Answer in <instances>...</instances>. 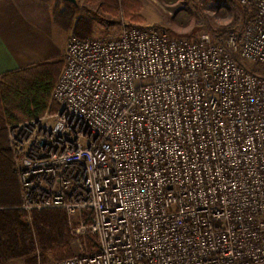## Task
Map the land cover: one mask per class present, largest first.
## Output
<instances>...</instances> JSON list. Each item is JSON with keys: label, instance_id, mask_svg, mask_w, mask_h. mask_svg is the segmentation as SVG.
<instances>
[{"label": "built area", "instance_id": "2783aa9c", "mask_svg": "<svg viewBox=\"0 0 264 264\" xmlns=\"http://www.w3.org/2000/svg\"><path fill=\"white\" fill-rule=\"evenodd\" d=\"M236 1L255 14L221 38L69 39L57 111L8 142L20 208L79 215L96 246L36 264H264V0Z\"/></svg>", "mask_w": 264, "mask_h": 264}, {"label": "trees", "instance_id": "16d2710c", "mask_svg": "<svg viewBox=\"0 0 264 264\" xmlns=\"http://www.w3.org/2000/svg\"><path fill=\"white\" fill-rule=\"evenodd\" d=\"M85 1L100 5L101 13L113 18L119 14V6L122 5L127 16L135 14L136 22L143 21L138 15V6L131 5L129 0ZM254 14V8L247 12V23ZM53 20L57 27L73 30L76 37L94 34L93 22L86 18L76 20L72 9H62L57 5ZM106 23L108 27L117 24L110 20ZM63 67L64 60L45 61L0 75V264L18 260L36 264L37 251L42 262L74 256L72 246L76 236L73 230L78 223L73 222L65 210L47 209L29 216L20 208V186L14 172L7 131L9 126L57 111L58 105L52 94Z\"/></svg>", "mask_w": 264, "mask_h": 264}, {"label": "rangeland", "instance_id": "374dc122", "mask_svg": "<svg viewBox=\"0 0 264 264\" xmlns=\"http://www.w3.org/2000/svg\"><path fill=\"white\" fill-rule=\"evenodd\" d=\"M123 1V0H121ZM130 4L138 6L139 16L143 21L136 22V15L127 16L122 5L119 6V14L113 18L110 15L102 14L100 5L88 4L85 0H77L73 4L63 0H51L52 13L56 6L72 9L75 19L86 18L94 24L92 37L105 38L118 34L123 22L149 25L157 27L171 36L187 39H197L203 34H209L213 38L223 36L229 30H241L247 23L248 10L242 7L236 0H129ZM249 13V12H248ZM103 15V16H102ZM117 22L106 26V20ZM59 28V27H58ZM73 30L59 28L56 40L63 47L62 52L54 60H64V53L69 39L74 35ZM90 37V36H89ZM53 61V60H52ZM244 64V63H243ZM253 70L254 67L247 61L244 64ZM54 122V121H53ZM72 221L78 223L74 228L76 236L73 244L74 256L92 252L95 250V237L86 234H77L76 229L81 224L79 215L71 216ZM74 224V223H73ZM37 261L41 256L36 252ZM54 259L50 260L53 261ZM42 261V260H41ZM49 262V261H48ZM10 264H26L24 260L14 261Z\"/></svg>", "mask_w": 264, "mask_h": 264}, {"label": "crops", "instance_id": "0c3cea01", "mask_svg": "<svg viewBox=\"0 0 264 264\" xmlns=\"http://www.w3.org/2000/svg\"><path fill=\"white\" fill-rule=\"evenodd\" d=\"M58 33L49 3L0 0V75L56 59Z\"/></svg>", "mask_w": 264, "mask_h": 264}, {"label": "water", "instance_id": "95a60500", "mask_svg": "<svg viewBox=\"0 0 264 264\" xmlns=\"http://www.w3.org/2000/svg\"><path fill=\"white\" fill-rule=\"evenodd\" d=\"M63 1L70 2V3H73V4L77 3V0H63Z\"/></svg>", "mask_w": 264, "mask_h": 264}]
</instances>
